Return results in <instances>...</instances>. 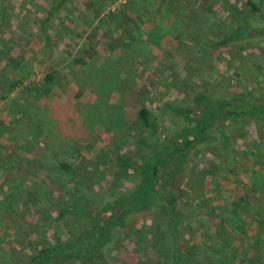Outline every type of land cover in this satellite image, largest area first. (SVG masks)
Returning <instances> with one entry per match:
<instances>
[{
  "label": "rangeland",
  "instance_id": "1",
  "mask_svg": "<svg viewBox=\"0 0 264 264\" xmlns=\"http://www.w3.org/2000/svg\"><path fill=\"white\" fill-rule=\"evenodd\" d=\"M58 2L0 0V264H36L79 235L77 215L58 219L55 203L76 197L58 160L73 163L98 209L117 156L148 136L143 105L172 131L189 120L166 104L197 92L264 99V35L234 33L264 28L245 0H67L45 21ZM233 148L220 157L199 145L172 168L180 217L163 201L132 207L104 244L108 263L264 264V122L246 119ZM137 181L122 178L115 196Z\"/></svg>",
  "mask_w": 264,
  "mask_h": 264
},
{
  "label": "trees",
  "instance_id": "2",
  "mask_svg": "<svg viewBox=\"0 0 264 264\" xmlns=\"http://www.w3.org/2000/svg\"><path fill=\"white\" fill-rule=\"evenodd\" d=\"M66 1L59 0L53 5L48 10L45 21L51 19ZM245 2L253 13L264 17V2L262 3L261 0H245ZM234 33L244 36L264 35V28L261 30L255 28L252 33L249 26L242 25ZM216 98L212 97L209 100L207 92H197L190 105L167 103L174 115L189 120L187 124L172 131L163 128L158 119L152 115L151 110L143 105L139 110L138 120L149 132L148 136L142 135L137 138L133 156H117L116 176L109 181L108 198L98 209L95 207L96 201L89 194H82L81 182L73 163L65 159L58 160L59 169L72 175L76 190V197L69 204L63 206L59 202L55 203L59 210L58 219L68 214L77 215L84 225L74 239L64 240L43 249L38 256H35L36 264H52L56 263L54 262L56 260L60 263L67 262L69 258L77 260L79 264H109L104 257L107 254V246L104 244L111 239L116 220L122 219L137 204L147 205L148 209H151L163 201L165 206L171 207L169 215L174 218L180 217L178 213L180 204L174 194L171 180L174 173L172 168L178 167L191 156L196 147L206 143L215 145L220 157L231 156L239 126L244 125L246 119L254 120L256 123L264 122L263 98L241 101L225 95ZM28 116L27 114L26 117ZM33 125L34 136L38 139L42 133V126L37 123ZM37 144H42L46 150L49 148L40 140ZM212 167L209 164V168ZM134 173L139 174L136 186H132L126 192L121 191V194L115 196L121 179L130 177ZM103 208L104 211H109L105 217L104 211H99Z\"/></svg>",
  "mask_w": 264,
  "mask_h": 264
}]
</instances>
